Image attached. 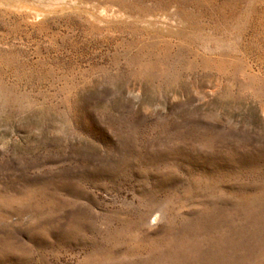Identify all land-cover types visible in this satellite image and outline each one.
Masks as SVG:
<instances>
[{"label":"rangeland","instance_id":"obj_1","mask_svg":"<svg viewBox=\"0 0 264 264\" xmlns=\"http://www.w3.org/2000/svg\"><path fill=\"white\" fill-rule=\"evenodd\" d=\"M0 264H264V0H0Z\"/></svg>","mask_w":264,"mask_h":264}]
</instances>
